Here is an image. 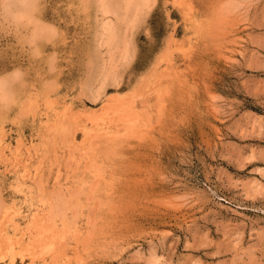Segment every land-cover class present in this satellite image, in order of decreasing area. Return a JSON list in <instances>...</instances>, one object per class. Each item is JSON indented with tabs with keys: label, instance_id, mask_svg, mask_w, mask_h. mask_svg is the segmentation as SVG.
<instances>
[{
	"label": "rangeland",
	"instance_id": "obj_1",
	"mask_svg": "<svg viewBox=\"0 0 264 264\" xmlns=\"http://www.w3.org/2000/svg\"><path fill=\"white\" fill-rule=\"evenodd\" d=\"M40 20L52 44L0 35L29 80L0 111V264H264V0Z\"/></svg>",
	"mask_w": 264,
	"mask_h": 264
},
{
	"label": "clouds",
	"instance_id": "obj_2",
	"mask_svg": "<svg viewBox=\"0 0 264 264\" xmlns=\"http://www.w3.org/2000/svg\"><path fill=\"white\" fill-rule=\"evenodd\" d=\"M41 0H0V35L18 38L30 48H36L41 42L52 44L59 38L55 26L51 29V38L42 40L38 24L43 23ZM39 59V57H36ZM56 58H50L49 72L55 70ZM29 84L28 73L22 68L0 74V111H11L17 105V90Z\"/></svg>",
	"mask_w": 264,
	"mask_h": 264
},
{
	"label": "bare ground",
	"instance_id": "obj_3",
	"mask_svg": "<svg viewBox=\"0 0 264 264\" xmlns=\"http://www.w3.org/2000/svg\"><path fill=\"white\" fill-rule=\"evenodd\" d=\"M132 110H133V109H132ZM74 114H75V113H74ZM111 120H112V119H111ZM74 121H75V120H74ZM59 126H60V124H59ZM129 130H130V129H129ZM103 131H104V130H103ZM112 132H113V131H112ZM112 132H111V133H112ZM135 132H136V131H135ZM117 133H118V132H117ZM125 133H126V131H125ZM100 134H101V133H100ZM113 134H114V133H113ZM113 134H111L109 137L111 138ZM117 135H118V134H117ZM117 135H116V136H117ZM106 137H107V136H106ZM114 137H115V134H114ZM114 137H113V138H114ZM43 143H44V142H43ZM47 211H48V210H47ZM7 214H8V213H7ZM7 214H6V215H7ZM38 220H39V219H38ZM62 220H63V219H62ZM6 221H7V220H6ZM38 223H39V222H38ZM16 225H17V224H16ZM13 226H14V225H13ZM15 227H16V226H15ZM17 227H18V226H17ZM17 227L15 228V231H16ZM26 229H27V228H26ZM38 232H39V230H38ZM31 233H32V232H31ZM29 236H30V234H29ZM31 241H34V240L31 239ZM49 241H50V240H49ZM51 242H52V241H51ZM28 243H29V242H28ZM17 244H18V243H17ZM52 244H53V243H52ZM25 249H26V248H25ZM34 250H35V249H34ZM26 251H27V250H26ZM0 255H1V254H0Z\"/></svg>",
	"mask_w": 264,
	"mask_h": 264
}]
</instances>
